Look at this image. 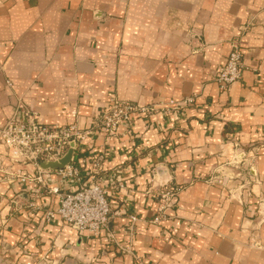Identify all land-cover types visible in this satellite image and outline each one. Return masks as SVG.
<instances>
[{"label": "crops", "instance_id": "crops-1", "mask_svg": "<svg viewBox=\"0 0 264 264\" xmlns=\"http://www.w3.org/2000/svg\"><path fill=\"white\" fill-rule=\"evenodd\" d=\"M234 43L245 66L224 91L216 77ZM192 95L181 119L135 115L77 153L85 181L99 164L115 242L47 222L53 195L30 209V195L4 182L11 163L0 146V264H264L257 197L244 206L234 184L209 182L239 154L235 143L259 147L264 197V0H0V125L36 112L47 125L86 128L110 98ZM167 187L180 189L176 205L155 223Z\"/></svg>", "mask_w": 264, "mask_h": 264}, {"label": "built area", "instance_id": "built-area-1", "mask_svg": "<svg viewBox=\"0 0 264 264\" xmlns=\"http://www.w3.org/2000/svg\"><path fill=\"white\" fill-rule=\"evenodd\" d=\"M244 66V54L238 44L234 43L226 64L217 73L216 81L220 89L225 91L237 83L242 78ZM8 85L12 86L10 82ZM195 102V95L151 105L110 98L86 128L75 124L47 125L40 121L36 112H24L23 115L17 113L4 125H0V146L5 149L11 163V167L4 171V182L8 187H22L31 197L28 207L34 211L43 210L39 201L45 193L53 195L57 199V208L44 211L47 222L59 218L80 234L89 237L106 234L110 241L115 242V233L110 228L114 216L112 205L108 192L97 179L99 164L96 163L90 170L89 180L85 181L77 153L96 135L105 134L109 139L115 138L123 125L132 123L135 115L149 119L168 115L181 119ZM71 143L75 144V152L69 165L58 170L40 169L42 162L62 158ZM234 148L240 151V155H236L223 169L211 176L209 182L222 186L234 184L229 188L231 196L244 206H248V200L256 196L261 204L259 222L264 221V197L255 192V188L262 184L254 167L260 149L254 147L244 151L238 143H235ZM82 163L87 165L88 158ZM119 186L122 188L123 184L120 182ZM179 192L180 189L174 187H167L162 192L155 223H159L168 209L176 205ZM129 218L131 223L128 231L132 236L137 217L132 215Z\"/></svg>", "mask_w": 264, "mask_h": 264}, {"label": "water", "instance_id": "water-1", "mask_svg": "<svg viewBox=\"0 0 264 264\" xmlns=\"http://www.w3.org/2000/svg\"><path fill=\"white\" fill-rule=\"evenodd\" d=\"M75 152V144L71 143L66 154L56 161H44L40 164L41 170H58L64 169L71 163L72 157Z\"/></svg>", "mask_w": 264, "mask_h": 264}, {"label": "rangeland", "instance_id": "rangeland-1", "mask_svg": "<svg viewBox=\"0 0 264 264\" xmlns=\"http://www.w3.org/2000/svg\"><path fill=\"white\" fill-rule=\"evenodd\" d=\"M257 148H258V147H257ZM256 160H257V159H256ZM228 192H229V194H230V197H231V198H234V197L231 196V193H230V189H229V188H228ZM257 213H258V212H257Z\"/></svg>", "mask_w": 264, "mask_h": 264}]
</instances>
